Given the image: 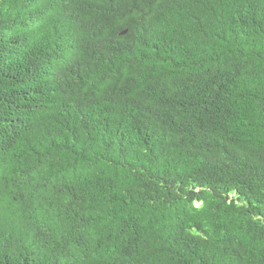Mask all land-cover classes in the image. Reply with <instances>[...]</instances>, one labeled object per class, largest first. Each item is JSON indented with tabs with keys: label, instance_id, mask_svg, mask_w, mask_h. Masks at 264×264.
Listing matches in <instances>:
<instances>
[{
	"label": "trees",
	"instance_id": "trees-1",
	"mask_svg": "<svg viewBox=\"0 0 264 264\" xmlns=\"http://www.w3.org/2000/svg\"><path fill=\"white\" fill-rule=\"evenodd\" d=\"M0 264H264V0H0Z\"/></svg>",
	"mask_w": 264,
	"mask_h": 264
},
{
	"label": "water",
	"instance_id": "water-1",
	"mask_svg": "<svg viewBox=\"0 0 264 264\" xmlns=\"http://www.w3.org/2000/svg\"><path fill=\"white\" fill-rule=\"evenodd\" d=\"M125 32V31H124Z\"/></svg>",
	"mask_w": 264,
	"mask_h": 264
}]
</instances>
